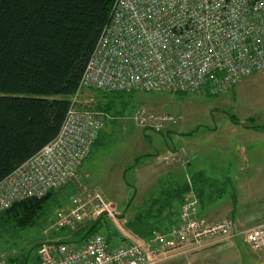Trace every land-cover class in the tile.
Returning a JSON list of instances; mask_svg holds the SVG:
<instances>
[{"label": "built area", "instance_id": "2783aa9c", "mask_svg": "<svg viewBox=\"0 0 264 264\" xmlns=\"http://www.w3.org/2000/svg\"><path fill=\"white\" fill-rule=\"evenodd\" d=\"M262 72L264 0H115L59 133L0 181V215L16 202L44 198L76 178L79 192L58 209L56 228L74 231L85 221L104 220L121 226L115 205L80 180V168L109 116L81 106L79 96L86 89L174 93L206 89L221 94ZM135 120L140 127L161 132L178 117L147 115L138 109ZM187 181L190 190L179 219L168 231L143 239L126 230L123 245L100 231L80 241L49 240L37 247L38 263L27 264H166L212 240L236 235L253 251L264 249V224L236 233L231 218L201 220L191 178ZM9 257L0 254V264H7Z\"/></svg>", "mask_w": 264, "mask_h": 264}, {"label": "rangeland", "instance_id": "374dc122", "mask_svg": "<svg viewBox=\"0 0 264 264\" xmlns=\"http://www.w3.org/2000/svg\"><path fill=\"white\" fill-rule=\"evenodd\" d=\"M208 92H135L123 97L129 103L117 101L108 110L106 125L80 168V180L115 205L121 224L116 228L123 235L127 234L128 216L144 204L153 185L156 194L159 184L165 181L156 184L159 172L151 168L155 160L175 166L190 155L188 174L194 176L200 167L212 177H234L242 169L236 167L237 163L264 160V72L243 78L236 88L225 93ZM99 100L97 91L86 89L78 101L84 108L96 109ZM138 109L153 116L170 113L178 120L159 133L146 130L135 120ZM180 171L184 176L185 172ZM77 190L78 186L71 182L53 193L42 216L30 226L1 225L0 254L10 256L7 264L38 263L37 247L42 242L65 237L71 242L83 237L82 230L55 226L58 209L68 205ZM100 224L103 229H111L102 230L103 234L109 236L112 232V239L123 245L122 236L109 220ZM217 242L166 264H245L251 256L241 236Z\"/></svg>", "mask_w": 264, "mask_h": 264}, {"label": "trees", "instance_id": "16d2710c", "mask_svg": "<svg viewBox=\"0 0 264 264\" xmlns=\"http://www.w3.org/2000/svg\"><path fill=\"white\" fill-rule=\"evenodd\" d=\"M114 1L0 0V181L59 133ZM90 89L100 99L96 109L106 113L117 101L129 103L123 97L135 93ZM190 178L197 198L203 187L214 185L202 175ZM189 190L186 180L162 188L161 197L153 199L151 194L147 207L127 221V229L143 239L167 230L176 223V203L182 204ZM53 193L16 202L0 215V227L30 226L42 216ZM100 223H90L76 241L111 230Z\"/></svg>", "mask_w": 264, "mask_h": 264}, {"label": "crops", "instance_id": "0c3cea01", "mask_svg": "<svg viewBox=\"0 0 264 264\" xmlns=\"http://www.w3.org/2000/svg\"><path fill=\"white\" fill-rule=\"evenodd\" d=\"M234 88H236V86ZM169 129V131H171L172 127ZM250 148L251 150L254 149L253 147ZM185 161V163H177L178 165L175 166H165L162 165L158 160H155V166L151 168H156L155 170H158L159 172L156 184L160 183L161 180L165 179V181L159 184L160 186L159 189L157 188L158 190H156V194L154 192V188L156 185L152 186V191L147 195L144 204L132 215H129L128 220L131 219L138 211L144 209V207H147L146 205L150 202V197L152 196L151 194H155L153 199L156 197H161L160 190H162V188H166L170 184L174 185L175 183L183 184L187 180V177L190 178V176H192L188 174L189 166H191L192 162V157L188 155ZM236 167L242 169L238 171L234 177L231 174H225L221 177H212L207 175L205 171L200 167L196 169V172H194L193 175H202L214 182L213 186L209 187L206 185L200 190V196L198 197V213L200 219L207 223H213L226 218H231L235 222V230L237 233L253 226L264 224V160L257 159L253 162L247 160L241 163H237ZM180 170H183V172H185L184 176L183 174H181ZM183 202L184 199L182 201V204ZM182 204H179L178 202L176 203V223L179 219L181 209L180 205ZM166 213H164L163 215H165ZM89 225L90 223L85 221L79 230H82V232L85 234ZM170 227L162 233L168 231ZM163 228L164 227L162 226L161 229ZM115 229L118 230L116 227ZM116 233L117 232H115V234ZM118 233L122 236V241H124L123 244H125V236L119 230ZM111 235L114 236L112 232ZM112 236L111 240H113ZM237 237H240V235H236L234 239H236ZM66 239H68V237L63 238V240ZM113 242L119 244V242H116L114 240ZM217 243L218 242L216 240H212L209 242L208 246H213ZM251 252V256L248 257L245 264H264V249L259 251H253L251 249Z\"/></svg>", "mask_w": 264, "mask_h": 264}, {"label": "water", "instance_id": "95a60500", "mask_svg": "<svg viewBox=\"0 0 264 264\" xmlns=\"http://www.w3.org/2000/svg\"><path fill=\"white\" fill-rule=\"evenodd\" d=\"M71 182L74 183L76 186H79V182L76 178H72Z\"/></svg>", "mask_w": 264, "mask_h": 264}, {"label": "bare ground", "instance_id": "6f19581e", "mask_svg": "<svg viewBox=\"0 0 264 264\" xmlns=\"http://www.w3.org/2000/svg\"><path fill=\"white\" fill-rule=\"evenodd\" d=\"M123 93V92H122Z\"/></svg>", "mask_w": 264, "mask_h": 264}]
</instances>
